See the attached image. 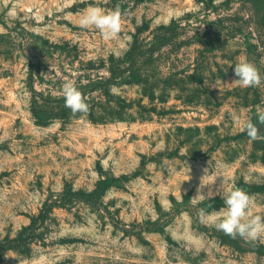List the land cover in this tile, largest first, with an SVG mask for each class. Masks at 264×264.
Returning <instances> with one entry per match:
<instances>
[{
	"label": "rangeland",
	"instance_id": "obj_1",
	"mask_svg": "<svg viewBox=\"0 0 264 264\" xmlns=\"http://www.w3.org/2000/svg\"><path fill=\"white\" fill-rule=\"evenodd\" d=\"M91 6L121 8L117 38L80 27ZM136 37L162 43L142 66L157 99L114 85L133 103L122 119L37 122L35 108L64 105L66 80H106ZM242 59L264 77V0H0V264H264V242L199 217L234 187L264 217V140L232 119L264 134V82L232 84ZM197 189L219 194L193 203Z\"/></svg>",
	"mask_w": 264,
	"mask_h": 264
},
{
	"label": "clouds",
	"instance_id": "obj_2",
	"mask_svg": "<svg viewBox=\"0 0 264 264\" xmlns=\"http://www.w3.org/2000/svg\"><path fill=\"white\" fill-rule=\"evenodd\" d=\"M68 2L74 3V0H68ZM79 25L84 29L95 28L99 30L104 40H113L118 37L122 30L121 8L117 6L113 10L105 11L101 7L91 6L81 15ZM234 76L236 79L232 81V84L243 88L259 87L264 82V77L261 76L257 67L246 59L235 64ZM113 91H115L114 88ZM62 94L64 106L71 111L73 116L78 113H88L89 104L86 102V97L77 88L74 80H66L63 83ZM256 118L261 125H264V110H258ZM232 119L236 124L241 125L240 131L245 132L250 140H264V134L259 133L258 127L252 122V118L242 121L240 115L234 113ZM216 194L219 193L209 191L206 197L200 194V190L197 189V195L191 199L193 203H196L203 199H212ZM223 199L226 207L219 211L208 213L201 208L199 210L201 221L211 219L218 231H222L233 239L239 237L249 243L264 242V217L253 214L252 197L244 189L234 187Z\"/></svg>",
	"mask_w": 264,
	"mask_h": 264
},
{
	"label": "trees",
	"instance_id": "obj_3",
	"mask_svg": "<svg viewBox=\"0 0 264 264\" xmlns=\"http://www.w3.org/2000/svg\"><path fill=\"white\" fill-rule=\"evenodd\" d=\"M174 24V23H173ZM169 27H162L170 29ZM139 33L142 32V28L138 29ZM165 40L164 38H161ZM162 44L160 40L158 44H151L149 47H145L139 42L138 37L132 47L126 52L124 57L115 58L111 56L108 72L109 76L104 81H98L94 86L89 87V85H81V92L86 97L91 91H101L106 97V102L99 104H92L91 102H86L89 104V111L87 113L88 118L93 122H103L109 119H122L132 106V102H129L126 98H118L111 95L109 87L114 85H133L140 84L144 86L145 94L148 93L152 102L157 99L155 92L152 90L150 93L148 86L153 87L154 82L151 81L152 75L144 73L145 69L142 66H148L152 63V53L156 50V47ZM150 56L149 58L147 56ZM147 72V71H145ZM157 82V81H156ZM163 99V97H162ZM164 100V99H163ZM143 117L145 116V111L149 110L152 112H157V107L152 106L150 109L147 107H141ZM34 116L37 122L40 124H46L49 120L58 119H68L73 116L71 111L64 105L58 107H37L33 110ZM79 114V113H78ZM25 229V228H24ZM30 240V239H29ZM26 239L24 243L29 244L30 241Z\"/></svg>",
	"mask_w": 264,
	"mask_h": 264
}]
</instances>
